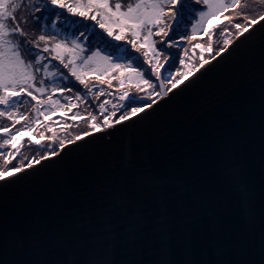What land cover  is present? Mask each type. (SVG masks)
Instances as JSON below:
<instances>
[{
	"label": "water",
	"instance_id": "1",
	"mask_svg": "<svg viewBox=\"0 0 264 264\" xmlns=\"http://www.w3.org/2000/svg\"><path fill=\"white\" fill-rule=\"evenodd\" d=\"M250 31L145 119L0 182V264H264V21Z\"/></svg>",
	"mask_w": 264,
	"mask_h": 264
},
{
	"label": "snow or ice",
	"instance_id": "2",
	"mask_svg": "<svg viewBox=\"0 0 264 264\" xmlns=\"http://www.w3.org/2000/svg\"><path fill=\"white\" fill-rule=\"evenodd\" d=\"M24 2L31 5L30 17L33 25L39 26L38 35L30 36L25 31L22 25L28 24L27 17L17 18L16 12ZM239 5L240 0H230V4L226 0H134L127 3L125 0H0V118L10 122L0 129L6 137L0 144L3 158L0 182L18 179L21 173L35 169L36 165L43 166V162L58 158L69 145L80 147L78 142L97 132H104L110 138L108 129L145 119L161 102L195 83L199 79L197 73L202 75L213 61L218 62L225 53L230 54L229 49L241 37L248 39L250 30L264 21V15L249 19L248 14L243 13L244 25H233L235 39L226 28L221 35L229 38L223 40L218 50L213 53L212 45H208L209 59L204 58L205 49L197 43L193 51L198 48L201 56L192 64L186 59L185 41L195 37L178 32V26L182 20L190 22L195 17L192 32L211 37V29L205 26L208 17ZM174 48L181 51H173ZM53 64L56 68L50 71ZM89 72L99 73L97 82L91 86L86 79ZM45 80L51 82L50 87H45ZM57 80L71 86H57ZM114 80L118 84V107L113 104L109 111L107 99L100 103L99 122L97 115H90V122L77 114L71 117L73 121L88 122V131L59 140L55 135L45 140L43 132L39 133L40 140L21 136L41 125L39 117L44 112L58 107L71 111L76 107L71 103L72 95L65 97L68 104L64 105L53 98L54 94L64 96L72 93L73 87L83 86L80 91L86 96L97 89L98 98L106 93L102 85L107 83L110 89ZM75 99H82L79 92ZM29 103L38 117L34 123L19 112L21 106ZM22 121L24 123L17 128ZM25 139L28 146L47 150L43 155L21 158Z\"/></svg>",
	"mask_w": 264,
	"mask_h": 264
},
{
	"label": "rangeland",
	"instance_id": "3",
	"mask_svg": "<svg viewBox=\"0 0 264 264\" xmlns=\"http://www.w3.org/2000/svg\"><path fill=\"white\" fill-rule=\"evenodd\" d=\"M15 1L16 0H13V2ZM131 1H134V0H131ZM127 2H130V0H125V3ZM226 2L230 4V0H226ZM30 12L31 11L29 9V6L25 5L24 3H22L21 8L17 10L16 12L18 19H21L24 17L28 18V24L22 25L25 28V31H28L29 29L39 28V26L33 25V22L30 17ZM243 13H247L249 19L255 18L256 16L264 15V0H240V5L236 9H232L230 6L228 11H221L219 14L209 16L207 19V24L205 26L211 29L212 31L211 37L199 31L195 33L192 32V24L195 23V17L190 22H183L182 20L181 25L178 26L177 28V31L182 32L184 35L188 37L194 36L195 39L185 41V47L189 49L190 45L194 44L195 42H200L206 48L205 58L209 59L210 54L207 51L208 45L209 44L212 45L213 53L216 50H218L219 47L223 44V40L226 38H229L228 36H225L224 38H222L224 35H221V33L226 28L232 34L231 38L234 39L236 30L233 27V25L235 23H241L242 26L244 25ZM229 21L232 22L231 25L229 24ZM29 34L30 36L33 35V33L31 32H29ZM173 51L179 52L181 50L178 48H174ZM96 74L97 75H94L93 77L88 79L89 84L97 82V76L99 75V73H96ZM104 85H106L107 87L106 93L105 95L99 96L98 98L96 95H91V94L86 96L85 92L80 91V88H82L83 86H80V88L73 87V92L65 93L64 96H61L60 93L54 94L53 98L59 99L60 103L64 105L68 104V101L65 99V97L68 95H72L73 101L71 103L75 104L76 107L72 108L71 111H69L67 107H58L54 111L44 112L43 116L39 117L41 121V125H37L34 131L23 132L21 136L24 138L31 137L34 140H40L41 136L39 135V133L43 132L45 140L47 139V137L53 136V135H55L57 137V140H59V139H68L69 137H75L76 135H79L83 132L88 131L89 130L88 122H90V115H97V122L101 120V116L99 115V112H98L100 103L104 102L107 99L109 104L111 105L117 104V107L119 106L118 104L119 91H118L117 82L114 80L113 86L110 89L108 88L107 83H105ZM50 86H51V83H45V87H50ZM77 92L80 93L81 98H82L81 100L75 99V94ZM109 92L112 93V95H108ZM106 107L109 109V111H111L112 106L106 105ZM19 112L25 114L27 120L32 123H34L36 119L38 118L35 112V109L32 107L31 103L21 106L19 109ZM74 114H77L80 117L86 118L88 122L84 121V123H85V126L88 128V130H85V128H81L84 126H80L76 124L75 122L77 121L71 120V117ZM23 123L24 122L22 121L21 124H18L16 127L20 128ZM9 125H10V122L7 119L0 118V129L7 127ZM61 129H64V131L61 132ZM5 138L6 137L2 133H0V144H2ZM19 139L20 138L18 137V140ZM53 147H55V145H53ZM31 149L27 145V142L25 139V147H24V151L22 149L21 158L23 156L32 157L33 155H37V156L43 155L44 151L47 150L46 147L44 150L40 149L39 152L38 150H31ZM27 151H29V153ZM13 162H16V161H13ZM2 165H3V158L0 157V166ZM14 170L15 169L12 168V171Z\"/></svg>",
	"mask_w": 264,
	"mask_h": 264
},
{
	"label": "trees",
	"instance_id": "4",
	"mask_svg": "<svg viewBox=\"0 0 264 264\" xmlns=\"http://www.w3.org/2000/svg\"><path fill=\"white\" fill-rule=\"evenodd\" d=\"M15 2H17V0H16ZM130 2H134V1H131V0H130ZM24 4H25V5H28V6H29V9H30V11H31V5L28 4L27 2H24ZM28 31L31 32V33H33V35H34V34H35V35H38V34H39V28H36V29H29ZM225 36H227V35H224L222 38H224ZM89 39H91V38H89ZM197 43H199L202 47H204L205 51H204L203 55H204V58H205V55H206V48H205V46H204L202 43H200V42H195L194 44H192V45L189 46L188 54H187V57H186L187 62L190 63V64L198 62V60H199V58H200V56H201V52H200V50H199L198 48H196V49L193 51L194 46H195ZM205 59H206V58H205ZM55 68H56V64H53V65L51 66L50 70H51V71H54ZM94 75H97V74H96V73H93V72H89L88 75H87V77H86V79L88 80L89 78L93 77ZM45 83H51V82H50L49 80H45ZM46 85H47V84H46ZM89 85L91 86V84H89ZM57 86H60V87H66V86H71V85H65V84H62L59 80H57ZM102 87H104L105 89L107 88L106 85H102ZM96 92H97V89H93V93H92L91 95H95ZM75 123L78 124V125H80V126H84V127H81V128H85V130H88V128L85 126L84 121H79V122H75ZM72 131H73V130H72ZM79 131H81V130H79ZM29 148H30V149L32 148L31 150H38V152L40 151V149L37 148V147L29 146ZM23 151H24V148H23ZM27 152L29 153V151H27ZM28 153H27V154H28ZM13 163L15 164L16 162H13ZM13 169H15V168H13Z\"/></svg>",
	"mask_w": 264,
	"mask_h": 264
},
{
	"label": "built area",
	"instance_id": "5",
	"mask_svg": "<svg viewBox=\"0 0 264 264\" xmlns=\"http://www.w3.org/2000/svg\"><path fill=\"white\" fill-rule=\"evenodd\" d=\"M107 105H108V106H112V105H111V104H109V103H108Z\"/></svg>",
	"mask_w": 264,
	"mask_h": 264
}]
</instances>
